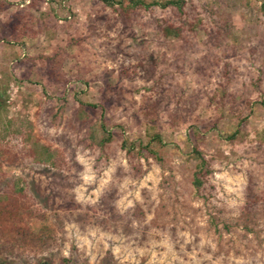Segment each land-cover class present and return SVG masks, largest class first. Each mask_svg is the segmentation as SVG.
<instances>
[{
  "label": "rangeland",
  "instance_id": "rangeland-1",
  "mask_svg": "<svg viewBox=\"0 0 264 264\" xmlns=\"http://www.w3.org/2000/svg\"><path fill=\"white\" fill-rule=\"evenodd\" d=\"M111 2L0 0V109L24 152L4 171L42 207L21 225L53 235L0 229V263L264 264L262 2Z\"/></svg>",
  "mask_w": 264,
  "mask_h": 264
},
{
  "label": "trees",
  "instance_id": "trees-1",
  "mask_svg": "<svg viewBox=\"0 0 264 264\" xmlns=\"http://www.w3.org/2000/svg\"><path fill=\"white\" fill-rule=\"evenodd\" d=\"M104 3L113 6L114 3L111 0H102ZM121 4L122 8L126 12H130L131 9L138 7H148V6H160L166 8L169 6L176 7L180 11H184L185 0H128L129 3L126 4V0H117ZM125 1V6H124ZM262 2L264 8V0H259ZM163 33L165 36H181L180 29L174 31L172 25H166L163 28ZM148 130L152 134V140L155 142H162L161 136L158 132L155 131V125L153 123L149 124ZM19 132L10 121L5 119L2 116V111L0 109V229L1 234H16L18 237L17 240L28 241V238L34 239L37 236L38 241H53L52 232L50 226L44 225L40 228L38 232H33L30 230V227L23 226L21 223L27 217L29 219L33 218L36 214L41 212L40 209H36L33 205L34 196L31 198L26 197L28 181L25 177H19L15 179H10L7 177L4 167L7 165H14L20 157L23 156V148L18 142ZM112 134L106 138L111 140ZM104 141V139H103ZM32 154H38L45 156L46 161H53L54 155L50 153L46 148H29L28 150ZM196 155L200 161L198 163L193 185L199 193L205 184L206 176L210 171L209 162L204 157L202 152L199 149H195ZM27 198V200L25 199ZM38 210V211H37ZM47 212L44 213L46 220H49L47 217ZM40 263L36 264H53L52 260L49 258L41 259ZM64 260L63 264H67L70 261ZM2 264V263H0Z\"/></svg>",
  "mask_w": 264,
  "mask_h": 264
}]
</instances>
